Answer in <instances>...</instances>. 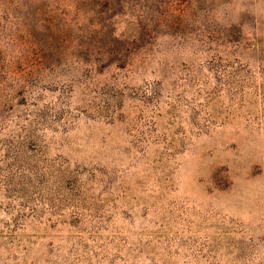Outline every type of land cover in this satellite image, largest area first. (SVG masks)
I'll use <instances>...</instances> for the list:
<instances>
[{
  "label": "rangeland",
  "instance_id": "374dc122",
  "mask_svg": "<svg viewBox=\"0 0 264 264\" xmlns=\"http://www.w3.org/2000/svg\"><path fill=\"white\" fill-rule=\"evenodd\" d=\"M0 264H264V0H0Z\"/></svg>",
  "mask_w": 264,
  "mask_h": 264
}]
</instances>
